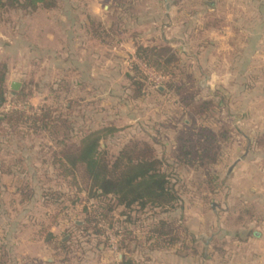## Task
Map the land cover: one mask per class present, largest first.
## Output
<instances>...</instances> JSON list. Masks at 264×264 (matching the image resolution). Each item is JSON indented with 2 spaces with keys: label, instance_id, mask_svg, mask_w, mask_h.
Wrapping results in <instances>:
<instances>
[{
  "label": "rangeland",
  "instance_id": "374dc122",
  "mask_svg": "<svg viewBox=\"0 0 264 264\" xmlns=\"http://www.w3.org/2000/svg\"><path fill=\"white\" fill-rule=\"evenodd\" d=\"M196 1L181 0L184 11L170 17L164 15L162 0H61L57 11L3 12L0 64L7 66L8 90L14 93L11 84L19 83L27 105L8 99L0 121L8 110L34 115L50 108L58 122L48 129L31 122L12 129L0 122V172L6 170L3 158L18 171L5 189L0 182V264H178L185 250L193 258L196 225H210L213 190L224 198L227 184L225 168L217 171L210 153L202 150L210 147L209 130L200 141L217 113L195 116L183 101L190 95L192 105L210 100L198 81ZM87 10L97 13L89 16ZM137 45L172 48L179 60L171 65L173 73L164 77L147 68L136 58ZM132 77L144 84L139 98ZM181 84L185 88L178 91ZM223 126L218 131L226 138ZM108 127L118 131L103 140L102 149L115 155L132 141L153 146L181 202L174 210L133 211L129 220L112 203L111 224L101 220L98 236L83 228L87 213L99 210L100 203L87 202L79 191L85 187L61 179L53 162L60 150L78 146L87 131ZM195 141L199 152L185 156L181 147L191 148ZM24 179L33 181L28 190ZM160 220L179 226L175 248L148 240ZM127 231L132 235L123 241Z\"/></svg>",
  "mask_w": 264,
  "mask_h": 264
},
{
  "label": "crops",
  "instance_id": "0c3cea01",
  "mask_svg": "<svg viewBox=\"0 0 264 264\" xmlns=\"http://www.w3.org/2000/svg\"><path fill=\"white\" fill-rule=\"evenodd\" d=\"M180 2L162 0L164 15L182 13ZM194 14L199 86L210 92L211 112L218 117L210 128L205 125L200 141L209 130L204 154L210 153L217 171L225 168L227 184L224 198L213 190L210 225H196L193 258L185 250L178 264H264V0H197ZM223 125L226 138L218 131ZM2 161L5 189L18 171ZM23 182L27 190L33 183Z\"/></svg>",
  "mask_w": 264,
  "mask_h": 264
},
{
  "label": "trees",
  "instance_id": "16d2710c",
  "mask_svg": "<svg viewBox=\"0 0 264 264\" xmlns=\"http://www.w3.org/2000/svg\"><path fill=\"white\" fill-rule=\"evenodd\" d=\"M60 1L0 0V22L3 12L8 9L25 13L37 10L55 11L60 9ZM135 55L147 68L164 77L173 73L174 68L171 65L179 61L173 49L168 46L137 45ZM135 70L139 78H145L137 67ZM6 74V64H0V109L7 104L8 99L16 104L22 103L26 106L27 104L23 103L24 90L11 93L6 85ZM131 79L133 84L138 86V94L135 97L139 98L144 84L138 79L135 80L134 77ZM169 87L174 88L175 85L172 83L169 84ZM176 88L181 91L185 88V84ZM183 101L187 108L194 110L195 116L207 117L212 108L211 100H205L200 104L196 101L192 105V95L183 96ZM0 122L12 129L20 125H27L29 122L33 126L41 123L43 129H48L52 127V123L57 125L58 121L53 118V111L49 108L42 109L40 114L34 115H27L25 110H8L3 114ZM117 131L114 127L87 131L83 134L78 146L74 149L60 150L55 154L53 162V168L61 179L71 178L77 187L80 183L85 187L79 191L85 192L87 202L96 200L100 203L99 210L87 213L86 226L83 228L84 231L92 230L98 236L103 233V229L99 225L101 220H104L106 224H111L109 215L113 210L112 203H115L116 208H122L125 215L130 216L133 211L143 212L150 208L164 211L174 210L181 202L180 195L172 184L171 177L163 169L164 164L157 158L153 146L144 142L132 141L115 155H110L108 151L102 149L103 140ZM205 137L208 136L205 135L203 138ZM196 141L194 144L190 143L191 148L183 145L181 152L187 157L195 156L200 149ZM59 144L65 145L62 141ZM202 150L204 153L206 152L204 148ZM107 202L109 203L107 204ZM135 207L136 209H134ZM178 231L179 226L175 223L160 220L155 222L154 228L149 232L150 236L147 238L156 242L160 240L169 248H175L180 241ZM131 235L127 231L122 240L126 241ZM54 238L52 234H49V239ZM123 248L125 247L121 246L122 250ZM125 260L126 257L123 256L121 262L123 263ZM125 263L131 264L132 261L129 260Z\"/></svg>",
  "mask_w": 264,
  "mask_h": 264
},
{
  "label": "water",
  "instance_id": "95a60500",
  "mask_svg": "<svg viewBox=\"0 0 264 264\" xmlns=\"http://www.w3.org/2000/svg\"><path fill=\"white\" fill-rule=\"evenodd\" d=\"M11 89L15 92H17L19 89H20V84L19 83H16V82H13L11 84Z\"/></svg>",
  "mask_w": 264,
  "mask_h": 264
},
{
  "label": "built area",
  "instance_id": "2783aa9c",
  "mask_svg": "<svg viewBox=\"0 0 264 264\" xmlns=\"http://www.w3.org/2000/svg\"><path fill=\"white\" fill-rule=\"evenodd\" d=\"M9 108V107H8Z\"/></svg>",
  "mask_w": 264,
  "mask_h": 264
}]
</instances>
